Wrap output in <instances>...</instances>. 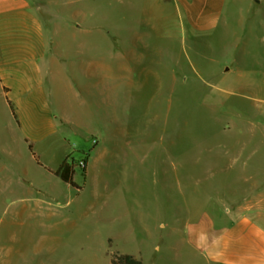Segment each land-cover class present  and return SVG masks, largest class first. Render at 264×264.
I'll list each match as a JSON object with an SVG mask.
<instances>
[{
	"label": "rangeland",
	"instance_id": "rangeland-1",
	"mask_svg": "<svg viewBox=\"0 0 264 264\" xmlns=\"http://www.w3.org/2000/svg\"><path fill=\"white\" fill-rule=\"evenodd\" d=\"M53 1L54 22L76 28L84 18L107 60L110 36L148 37L123 43L133 51L132 88L120 94L118 122L102 111L99 134L75 119L42 141L36 122L17 125L0 98V264H111L119 254L142 264H220L206 245L232 221L247 217L264 230V201L255 198L264 193V0H226L214 26L197 32L170 2L160 21L142 25L117 15L128 0ZM20 134L34 143L38 166ZM10 147L14 157L1 153ZM128 147L143 152L125 158ZM66 151L75 187L52 184L41 167Z\"/></svg>",
	"mask_w": 264,
	"mask_h": 264
},
{
	"label": "crops",
	"instance_id": "crops-1",
	"mask_svg": "<svg viewBox=\"0 0 264 264\" xmlns=\"http://www.w3.org/2000/svg\"><path fill=\"white\" fill-rule=\"evenodd\" d=\"M138 1L119 2L121 7L117 15L119 13L120 19L142 25L154 24L162 19L160 8L170 2L179 10L184 24L194 32L211 29L221 17L226 3V0H142L146 3L142 5ZM53 4L58 3L53 0L48 3L43 0H0V98L10 107L17 125L24 119L36 123L44 120L49 124L50 129L43 130L35 123L42 141L59 134L61 126H77L72 123L75 119L83 122L89 134H99L102 111L110 121L118 122L122 104L120 94L132 88L126 80L133 51L132 48L125 49L123 43L142 41L147 35L132 32L126 36H110L112 46L107 60L103 58L100 34L93 32L92 27H84V18L76 28L63 19L55 23L46 9L47 5ZM12 105L19 106L17 116ZM39 106H42L41 112ZM92 120L99 126L94 132L87 124ZM118 134L117 129L107 132L110 138ZM20 135L32 159L36 160L34 143ZM93 135L85 136L91 137L95 146L92 153L101 155L104 151L99 150L98 139ZM62 141L70 149L69 141L64 137ZM76 148L87 150L89 146L77 144ZM123 152L125 158H129L128 153H140L143 148L128 147ZM1 153L14 157L11 147ZM67 154L66 151L52 165H41L52 184H67L55 175L59 166L68 160ZM87 158L84 170L88 167ZM36 164L39 165L37 160ZM125 181L127 185L132 184L130 179ZM255 198L264 201V193ZM247 209L250 208L240 210ZM226 214L231 212L227 210ZM205 225L206 231L214 227L213 224ZM206 253L210 260L220 264H264V230L247 217L238 218L212 238L206 245Z\"/></svg>",
	"mask_w": 264,
	"mask_h": 264
},
{
	"label": "trees",
	"instance_id": "trees-1",
	"mask_svg": "<svg viewBox=\"0 0 264 264\" xmlns=\"http://www.w3.org/2000/svg\"><path fill=\"white\" fill-rule=\"evenodd\" d=\"M29 149L31 151L32 147L29 146ZM86 161H84L85 164ZM74 163L69 162L68 160H65L58 168V170L55 172V175L61 179L64 183L69 184L71 187H75V184L73 182V176H74ZM111 264H142V262L135 257L127 254H119L116 256H113L111 260Z\"/></svg>",
	"mask_w": 264,
	"mask_h": 264
}]
</instances>
